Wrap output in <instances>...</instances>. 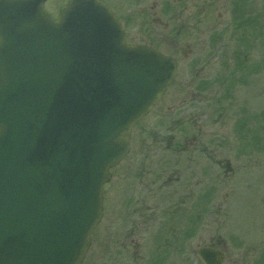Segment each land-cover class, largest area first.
I'll return each instance as SVG.
<instances>
[{"label":"rangeland","instance_id":"374dc122","mask_svg":"<svg viewBox=\"0 0 264 264\" xmlns=\"http://www.w3.org/2000/svg\"><path fill=\"white\" fill-rule=\"evenodd\" d=\"M106 1L130 43L176 56L179 72L112 170L85 264L118 252L131 264L132 244L121 242L145 215L159 219L137 230L145 255L164 258L140 264H205L198 247L211 244L225 250L223 264H264V0Z\"/></svg>","mask_w":264,"mask_h":264},{"label":"water","instance_id":"95a60500","mask_svg":"<svg viewBox=\"0 0 264 264\" xmlns=\"http://www.w3.org/2000/svg\"><path fill=\"white\" fill-rule=\"evenodd\" d=\"M44 1L0 0V264L82 263L110 169L177 73L128 45L102 0H71L58 19Z\"/></svg>","mask_w":264,"mask_h":264},{"label":"flooded vegetation","instance_id":"af4514ba","mask_svg":"<svg viewBox=\"0 0 264 264\" xmlns=\"http://www.w3.org/2000/svg\"><path fill=\"white\" fill-rule=\"evenodd\" d=\"M6 3H5V5H7V6H10V5H12V4H15L16 6L17 5H19L20 4V2H23V1H25V0H4ZM69 1L70 0H65V1H63L61 4H60V6L58 5V8H62V7H64L65 5H67L68 3H69ZM51 2H53V6H55L56 7V4H55V0H45L44 1V4H43V6H44V8L50 13V15L52 16V17H54L55 19L58 17V15H59V11L55 14V13H52L49 9H48V4L49 3H51ZM178 2H184V1H182V0H178ZM171 5H169V4H166L165 6H163V8H162V12H163V15H162V18L164 17V16H166L165 15V13H167V15L168 14H170V12L169 11H172L171 10ZM117 11V10H116ZM117 14V16L119 17V20L122 22V24H123V19L122 18H120V15H119V13L117 12L116 13ZM157 14V12H154V17H155V15ZM171 14H173V13H171ZM196 14V13H195ZM170 19H176L177 18V16H175V15H171L170 17H169ZM154 20L157 22V23H159V24H162V22H163V20L161 19V17L160 18H154ZM171 22H173L172 20H170ZM174 23V22H173ZM170 22H165V25H166V27L167 28H169L170 27ZM124 25V24H123ZM124 27H125V25H124ZM126 28H127V26H126ZM126 28H125V37H126V40H127V42L128 43H130L129 42V40L127 39V36H128V32L126 31ZM130 44H132V43H130ZM189 47H190V45H189ZM191 50H190V48H189V53H191L190 52ZM188 53V54H189ZM172 57H174V58H176L177 59V57L176 56H173V55H171ZM177 61H178V59H177ZM178 63H179V61H178ZM178 76V75H177ZM175 82V81H174ZM173 82V83H174ZM146 216V219H142V220H140V222L141 223H139V224H135L134 225V228L135 229H133L132 231H131V233L129 234V236L131 237L130 239H126L127 237H124L123 239H122V242H121V247H128V245L126 246V244L124 243L125 242V240H126V242H127V240H129L130 242H131V244H132V246H131V255L130 254H128L127 255V257H128V262L130 261L131 262V264H140L142 261H144V260H147L148 262L149 261H151V260H156V259H158L159 257H162V258H164V255H161V256H155L154 257V259L152 258V257H149L148 255H145V252H144V250L147 252V250H146V246H145V242H146V240H144L143 239V237L141 236V238L140 239H138V237H139V235H138V233L140 232V235H146L147 233H149L150 231H151V228L153 227V225H156L157 224V222L159 221V219L156 217L157 215H154V216H147V215H145ZM137 230H138V233H137ZM132 233L133 234H135V235H133L132 236ZM101 244V248L102 249H105V242H101L100 243ZM105 244V245H104ZM122 251H123V249H122ZM122 253L121 252H118L117 254L116 253H114V255L113 256H111L110 254L109 255H105V253L103 254V257H102V259H103V261H104V263L105 264H120V255H121ZM126 256V255H125ZM132 257V258H131ZM124 261H125V259H124Z\"/></svg>","mask_w":264,"mask_h":264}]
</instances>
